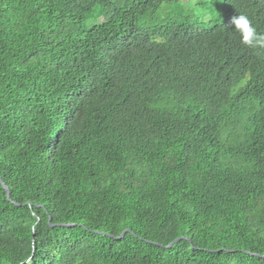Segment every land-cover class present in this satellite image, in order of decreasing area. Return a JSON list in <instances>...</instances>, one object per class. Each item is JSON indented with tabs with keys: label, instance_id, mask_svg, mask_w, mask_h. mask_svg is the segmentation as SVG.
<instances>
[{
	"label": "trees",
	"instance_id": "1",
	"mask_svg": "<svg viewBox=\"0 0 264 264\" xmlns=\"http://www.w3.org/2000/svg\"><path fill=\"white\" fill-rule=\"evenodd\" d=\"M182 6L0 0V264H264V0Z\"/></svg>",
	"mask_w": 264,
	"mask_h": 264
},
{
	"label": "clouds",
	"instance_id": "2",
	"mask_svg": "<svg viewBox=\"0 0 264 264\" xmlns=\"http://www.w3.org/2000/svg\"><path fill=\"white\" fill-rule=\"evenodd\" d=\"M229 25L233 26L235 31L239 33L241 43L244 46L264 48V38L258 36L248 16L244 14L233 16Z\"/></svg>",
	"mask_w": 264,
	"mask_h": 264
},
{
	"label": "rangeland",
	"instance_id": "3",
	"mask_svg": "<svg viewBox=\"0 0 264 264\" xmlns=\"http://www.w3.org/2000/svg\"><path fill=\"white\" fill-rule=\"evenodd\" d=\"M182 8L185 12L192 15H196L201 21H207L211 18V11L208 8V0H181ZM171 7L169 10L171 11ZM181 9V8H180ZM156 15L163 16L164 11L161 14L156 13Z\"/></svg>",
	"mask_w": 264,
	"mask_h": 264
},
{
	"label": "water",
	"instance_id": "4",
	"mask_svg": "<svg viewBox=\"0 0 264 264\" xmlns=\"http://www.w3.org/2000/svg\"><path fill=\"white\" fill-rule=\"evenodd\" d=\"M0 180H1V175H0ZM2 185H3V187H4V189L6 190V192H7V197L9 198V189H8V187L2 182ZM10 199V198H9ZM61 224H63V223H61ZM124 234V232L121 234V236ZM181 237H177V238H175L173 241H171L167 246H171L175 241H177V240H179Z\"/></svg>",
	"mask_w": 264,
	"mask_h": 264
}]
</instances>
